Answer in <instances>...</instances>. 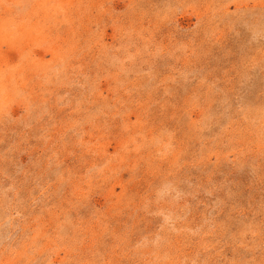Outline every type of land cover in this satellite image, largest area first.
<instances>
[{"label": "rangeland", "instance_id": "obj_1", "mask_svg": "<svg viewBox=\"0 0 264 264\" xmlns=\"http://www.w3.org/2000/svg\"><path fill=\"white\" fill-rule=\"evenodd\" d=\"M63 3L0 0V264H264V0Z\"/></svg>", "mask_w": 264, "mask_h": 264}, {"label": "bare ground", "instance_id": "obj_2", "mask_svg": "<svg viewBox=\"0 0 264 264\" xmlns=\"http://www.w3.org/2000/svg\"><path fill=\"white\" fill-rule=\"evenodd\" d=\"M62 3H63V0H62ZM63 4H64V3H63ZM47 5H48V3H47ZM59 5L62 6L61 4H59ZM44 6H45L44 9H41V10H40L41 12H43L44 15L49 16V17L51 16L52 18H53V16H58L57 13H58V8H59V7L57 8V5H51V4H50V5L46 6V5L44 4ZM49 6H50L51 8H49ZM62 7H63V6H62ZM42 8H43V7H42ZM37 10H38V9H37ZM63 10L65 11V8H64V7H63ZM3 11H4V10H3ZM38 11H39V10H38ZM4 12H5V11H4ZM10 12H11V11H10ZM10 12H9V13H10ZM4 14H5V13H4ZM34 16H35V15H34ZM59 16H60V15H59ZM62 16H63V15H62ZM64 18H65V17H64ZM23 20H24V19H23ZM25 21H26V20H25ZM31 21H32V20H31ZM27 22H29V21H27ZM27 22H26V23H27ZM12 25H14V23H13ZM18 25H19V24H18ZM15 26H16V25H15ZM30 26H31V25H30ZM30 26H29V27H30ZM0 27H1V26H0ZM17 29H18V28H17ZM30 30H32V29H30ZM37 30H38V29H37ZM33 31H34V29H33ZM33 31H32V32H33ZM38 32H39V31H38ZM70 32H71V31H70ZM39 33H40V32H39ZM16 34H17V36H18V35L20 34V32L18 31ZM13 35H14V34H13ZM13 35H12V36H13ZM22 35H23V34H22ZM22 35H19V36H22ZM25 35H26V34H25ZM28 35L31 36L29 33H28ZM40 35H41V34H40ZM64 35H65V34H64ZM1 36H2V35H1ZM47 36H48V35H47ZM22 37H23V36H22ZM45 37H46V36H45ZM14 38H15V36H14ZM37 38H38V37H37ZM37 38H36V39H37ZM7 39H8V38H7ZM15 39H16V38H15ZM24 39H25V37H24ZM28 39H29V38H28ZM28 39H27V40H28ZM38 39H39V38H38ZM32 40H34V39H32ZM40 40H41V38H40ZM16 41H17V40H16ZM16 41H15V42H16ZM19 41H20V40H19ZM35 41H36V40H35ZM44 41H45V39H44ZM6 42H7V41H6ZM15 42H14V43H15ZM17 42H18V41H17ZM27 42H28V41H27ZM31 42H33V41H31ZM46 42H47V41H46ZM39 43H40V42H39ZM48 43H49V42H48ZM18 44H20V43H18ZM27 44H29V43H27ZM35 44H36V43H35ZM40 44H42V42H41ZM44 44H45V43H44ZM15 45H16V44H15ZM25 45H26V44H25ZM37 45H38V44H37ZM37 45H36V46H37ZM45 45H46V44H45ZM51 45H52V44H51ZM66 45H67V44H66ZM12 46H13V45H12ZM25 47H26V46H25ZM40 47H41V46H40ZM17 48H18V47H17ZM30 48H31V47H30ZM37 48H38V47H37ZM51 48H52V47H51ZM19 49H20V48H19ZM32 49H33V48H32ZM30 50H31V49H30ZM67 50H68V49H67ZM16 51H17V50H16ZM21 52L23 53L22 50H21ZM30 53H31V52H30ZM23 56H24V55H23ZM1 59L3 60V58H1ZM2 60H1V61H2ZM18 60H19V59H18ZM57 60H58V59H57ZM6 62H7V61H6ZM24 62H25V61H24ZM31 62H32V61H31ZM35 62H36V61H35ZM22 63H23V62H22ZM34 65H35V64H34ZM0 67H1V66H0ZM9 67H10V66H9ZM32 67H33V66H32ZM9 70H10V68H9ZM37 72H38V71H37ZM3 73H4V72H3ZM20 74H21V73H20ZM43 78H44V77H43ZM51 78H52V77H51ZM28 79H29V78H28ZM38 81H39V80H38ZM43 81H44V80H43ZM15 82H16V81H15ZM6 84H7V83H6ZM26 84H27V83H26ZM14 85H15V84H14ZM33 85H34V84H33ZM54 85H55V84H54ZM0 88H2V87H0ZM17 88H18V87H17ZM3 90H4V89H3ZM3 90H2V91H3ZM7 98H8V97H7ZM147 140H148V139H147ZM127 148H128V147H127ZM143 154H144V153H143ZM141 160H142V159H141ZM125 190H126V189H125ZM86 235H87V234H86ZM35 247H36V246H35ZM21 254H22V253H21Z\"/></svg>", "mask_w": 264, "mask_h": 264}]
</instances>
